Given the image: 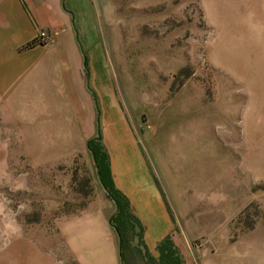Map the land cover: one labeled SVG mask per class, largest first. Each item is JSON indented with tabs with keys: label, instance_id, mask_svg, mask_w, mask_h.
<instances>
[{
	"label": "rangeland",
	"instance_id": "rangeland-1",
	"mask_svg": "<svg viewBox=\"0 0 264 264\" xmlns=\"http://www.w3.org/2000/svg\"><path fill=\"white\" fill-rule=\"evenodd\" d=\"M84 1L97 19L87 88L116 182L169 201L182 264H264V0ZM95 137L0 147V264H115L110 241L75 227L94 193Z\"/></svg>",
	"mask_w": 264,
	"mask_h": 264
},
{
	"label": "crops",
	"instance_id": "crops-1",
	"mask_svg": "<svg viewBox=\"0 0 264 264\" xmlns=\"http://www.w3.org/2000/svg\"><path fill=\"white\" fill-rule=\"evenodd\" d=\"M85 6L84 0H0L2 149H79L70 142L69 134H75V138H81L82 142L85 135L88 139L97 135L94 109L100 106L99 99L96 91L92 90L94 104L87 88L84 58V45L90 46L97 19L95 14L87 12ZM85 19L88 21L84 22ZM86 22L89 23L85 26ZM41 30L51 34L52 44L26 47L35 41ZM91 41L95 45V37ZM95 65L96 62L93 74L89 71L88 75L92 80L91 86L97 88L99 84ZM103 133L107 144L104 128ZM6 140L10 142L5 146L3 144ZM50 160L55 162L60 159ZM93 166V197H81L75 227L77 233L84 234L82 229L87 227L93 234L90 237L110 241L114 247L115 264L118 261L121 264L119 237L110 223L111 217L118 214V209L103 187L95 163ZM111 170L115 185L128 198L131 213L138 218L141 227L138 229L142 230V238L137 237L139 241H130L131 251L127 264H131V257L136 260L132 253L134 251L142 257L145 254L143 264H182L176 255V217L169 201L163 195L155 196L145 191L148 186L138 184V180L127 178V182H123L119 179L118 184L117 166L111 165ZM90 214H97L98 220L88 226L86 221ZM142 215L146 217L142 218ZM82 219L86 220L85 223H82ZM99 227L102 232L98 230ZM131 234L135 239V232Z\"/></svg>",
	"mask_w": 264,
	"mask_h": 264
},
{
	"label": "trees",
	"instance_id": "trees-1",
	"mask_svg": "<svg viewBox=\"0 0 264 264\" xmlns=\"http://www.w3.org/2000/svg\"><path fill=\"white\" fill-rule=\"evenodd\" d=\"M36 44H38L37 40L29 43L26 47L29 48ZM97 108L99 110L98 106ZM100 121L101 120L98 119V124L101 125ZM102 143L104 144V136H103V131L100 128V130L98 129L97 137L93 139V141L88 146V149L94 160L97 173L100 177L101 183L103 187L105 188L106 192L108 193L109 198L115 203L118 209V214L111 217L110 223H111V226L117 232L118 237H119V255H120L121 264H127L128 260L125 259V250L127 249L128 253L131 251L130 241L132 240L129 241V238L132 235L131 233L135 232L136 238L137 237L142 238L141 237L142 230L139 231L138 229L140 227V222L131 213V208H130V203H129L128 198L115 185L113 175H112L108 150L105 144L102 145ZM134 226L137 227L136 230ZM134 248L138 250L137 247H134Z\"/></svg>",
	"mask_w": 264,
	"mask_h": 264
},
{
	"label": "built area",
	"instance_id": "built-area-1",
	"mask_svg": "<svg viewBox=\"0 0 264 264\" xmlns=\"http://www.w3.org/2000/svg\"><path fill=\"white\" fill-rule=\"evenodd\" d=\"M35 40L38 41V44L43 46L51 45L53 42L51 34L47 30H41Z\"/></svg>",
	"mask_w": 264,
	"mask_h": 264
},
{
	"label": "water",
	"instance_id": "water-1",
	"mask_svg": "<svg viewBox=\"0 0 264 264\" xmlns=\"http://www.w3.org/2000/svg\"><path fill=\"white\" fill-rule=\"evenodd\" d=\"M89 144H90V141L88 142V146H89Z\"/></svg>",
	"mask_w": 264,
	"mask_h": 264
}]
</instances>
